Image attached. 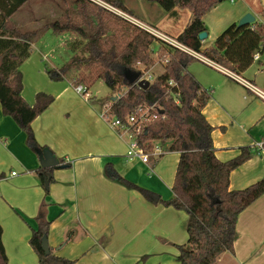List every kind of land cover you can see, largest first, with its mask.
Segmentation results:
<instances>
[{"label": "crops", "instance_id": "crops-1", "mask_svg": "<svg viewBox=\"0 0 264 264\" xmlns=\"http://www.w3.org/2000/svg\"><path fill=\"white\" fill-rule=\"evenodd\" d=\"M148 9L151 12L143 16L153 18L155 27L175 39L191 20L188 8H176L174 15H162L154 6ZM248 12L255 16V22H264L262 0H224L207 12L203 20L208 31L201 50ZM263 52L256 51L259 57L256 59L255 53L254 62H264ZM199 54L202 58L196 56V61L206 65V71L220 76L211 80L207 73L190 69L194 62L187 69L204 89L211 90L203 113L214 127L216 156L227 161L244 146L257 150L230 175V189H244L264 178V99L239 77L261 91L264 85L245 76L252 65L235 72L236 78ZM47 58L46 52L31 47L30 56L19 67L23 74L22 96L31 105L38 92L54 97L32 127L41 146L61 159L60 164L72 166L53 167L47 193L37 173L43 168L38 152L27 145L25 132L12 117L3 114L0 103V174L4 175L0 179V224L8 263L40 264L30 237L44 202L51 220L49 246L56 255L74 260L75 264H180L176 260L177 246L188 241L187 212L146 198L137 189L117 182L108 172L114 171L169 199L180 153L167 151L169 143L156 141L163 152L152 155L148 162L126 157L128 142L124 135L120 136L91 106V101L75 91L70 76L51 80L46 67L56 66L45 63ZM237 233L234 252H224L215 264H264V194L240 213Z\"/></svg>", "mask_w": 264, "mask_h": 264}, {"label": "trees", "instance_id": "trees-1", "mask_svg": "<svg viewBox=\"0 0 264 264\" xmlns=\"http://www.w3.org/2000/svg\"><path fill=\"white\" fill-rule=\"evenodd\" d=\"M29 1L0 0V18L3 19L0 22V103L3 114L12 117L25 132L27 145L38 152L47 147L38 143L32 122L49 107L54 97L38 92L31 105L22 96L23 74L19 67L30 56L38 31H23L11 18ZM154 1L172 15L176 8H188L191 20L176 40L225 68L243 72L254 62L256 51H264V22L255 21L243 26L231 24L209 47L201 50L200 34L208 31L203 17L224 0ZM109 7L135 17L124 0H72L60 17L46 25L56 36L73 34L66 42L72 52L70 58L59 67H46V73L56 81L70 76L74 85L83 84L88 90L97 80H103L112 94L118 96L104 104L112 102V114L122 120L139 106L156 102L162 106L163 116L146 127L140 141L148 145L152 141L167 142V151L180 153L172 197L163 199L114 171H108L109 175L150 200L187 212L188 241L177 246L176 260L180 264H215L224 252H234L240 213L264 194V178L244 189H230L232 171L256 155L257 150L244 146L236 157L220 160L212 139L214 127L203 113L211 90L204 89L187 71L197 60L196 56L157 38ZM155 41L160 43L158 57L168 55L169 60L164 64V72L143 88L136 81L143 68L149 70L154 64L152 45ZM170 81L177 84L174 92L178 100L168 94ZM60 162L63 161L60 159ZM63 166L72 164L63 163ZM53 170L51 167L37 171L43 183ZM3 177L0 174V179ZM49 181H53V176ZM46 206L44 202L41 204L35 217L37 227L30 237L39 263L75 264L74 260L56 255L51 247L48 254L44 251L42 238L48 236L51 225ZM2 234L0 224V264H9Z\"/></svg>", "mask_w": 264, "mask_h": 264}, {"label": "rangeland", "instance_id": "rangeland-1", "mask_svg": "<svg viewBox=\"0 0 264 264\" xmlns=\"http://www.w3.org/2000/svg\"><path fill=\"white\" fill-rule=\"evenodd\" d=\"M71 2L72 0H30L26 5V8L23 9V13H20L19 15L16 13L11 18V20L18 26H20L23 31H38L37 36H35L34 38V44L32 43L31 47H33L34 45L36 49H40L41 51L47 53L48 58L45 63H47L50 67H53L52 65L56 67L63 65L72 55V52L66 46V42L67 40H70V37H73V34L56 36L51 29L46 27L48 23L52 22L62 15L66 7L69 6ZM154 2V0H124V3L129 6L128 8H131L135 12V19L137 18V20L139 19V21L141 22L143 21L145 23L154 25L152 27L156 29L160 34H164L165 37L169 36L172 39L176 40L172 34H167V32L158 28L159 26L155 27L156 25L154 23L156 21L154 22L153 18L143 16V14L148 15L149 11L151 12V10L148 9L151 6L156 7L162 15L165 14L166 11L161 8L158 3ZM135 6H138L139 9ZM111 9L119 12L120 14H126L120 10H116L113 8ZM2 20L3 19L1 17L0 22H2ZM159 45V41H155L152 45L154 64L151 65L149 71L153 77H156L164 71V63L160 61V58L162 57H158L157 55ZM258 67H260L261 69L264 68V62L255 61L252 66L246 71L245 76L255 78L258 85L263 87L264 70H258ZM190 69H195L207 73L210 76L209 79L211 80L220 78L219 75L213 73L214 71H206L208 70L206 68V65H204L200 61H194V63L190 66ZM113 96H115V94H112L110 88L101 79L97 80L85 94V97L87 98V100L91 101V106H93V108H96L101 118H103L102 115L104 114V103L110 99L112 100ZM124 138L127 142L130 141L128 134H125Z\"/></svg>", "mask_w": 264, "mask_h": 264}, {"label": "built area", "instance_id": "built-area-1", "mask_svg": "<svg viewBox=\"0 0 264 264\" xmlns=\"http://www.w3.org/2000/svg\"><path fill=\"white\" fill-rule=\"evenodd\" d=\"M126 18H128L129 20H131L133 23L137 24L138 26L146 29L147 31H149L150 33H152L153 35H155L157 38L162 39L163 41H165L166 43L177 47L183 51H186L194 56H199L200 58H202V56L198 53L195 52L191 49H189L187 46L183 45L182 43L178 42L177 40L172 39L171 37L167 36L165 37L164 34H160L156 29H154L152 26L146 25L134 18H132L129 15H124ZM259 57V54H255V58L257 59ZM204 60L214 64L215 66L219 67L221 70L225 71L226 73L238 78L235 74L234 71L225 68L224 66L218 64L217 62L207 58V57H203ZM169 60L168 55H164L162 58H160V61H162L164 64L167 63ZM155 77H153L150 74L149 70H144L143 68V73L142 75L137 79L136 84H138L141 80H148L150 83L154 80ZM239 80H241L248 88H251L253 91H255L261 98L264 99V91H261L259 89H257L255 86H253L252 84H250L247 80L240 78ZM177 86V84L173 81L169 82V86H168V94L175 98V100L177 99V94L176 92H174V87ZM74 89L75 91L82 95L85 96L86 92H88V89L86 86H84L83 84H79V85H74ZM112 101V100H111ZM105 108H104V114L102 115V117L106 120V122L120 135H125L128 134L130 141L127 144V150H126V157H128L129 159H139L142 162H148L150 157L152 155H158L160 153L163 152L162 147L160 146V144L156 143V141H152L150 142V144L148 145V143L146 142H141L140 141V136L141 134L144 132V130L146 129V127L158 120L159 118H161L163 116L161 110H162V106L156 102L152 105H142L139 106L137 108V110L130 114L125 120H122L120 118H118L117 116L113 115L111 112V107H112V102H108L107 104H104ZM260 147L261 144H260ZM13 175L16 174V172H12Z\"/></svg>", "mask_w": 264, "mask_h": 264}, {"label": "water", "instance_id": "water-1", "mask_svg": "<svg viewBox=\"0 0 264 264\" xmlns=\"http://www.w3.org/2000/svg\"><path fill=\"white\" fill-rule=\"evenodd\" d=\"M262 2L264 4V0H262ZM254 21H255V16L252 13L248 12L239 20L238 25L239 26L248 25V24L253 23ZM206 37H207V32H203L200 34L201 40H204ZM135 79H137V77ZM138 85L140 87L147 88L150 85V82L148 80H141L138 83ZM117 98L118 96L115 95L112 97V100H116ZM161 112L163 113V110H161ZM38 155H39L41 166L43 168H51V167L62 165L60 164V160L48 149H43V150L38 151ZM50 177H51V174H49L48 178L45 180V188H49ZM42 247L47 254L50 252V246H49L47 235H44L42 238Z\"/></svg>", "mask_w": 264, "mask_h": 264}]
</instances>
